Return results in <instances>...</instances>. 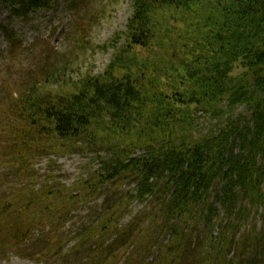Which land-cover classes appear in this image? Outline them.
Returning <instances> with one entry per match:
<instances>
[{
    "label": "trees",
    "instance_id": "16d2710c",
    "mask_svg": "<svg viewBox=\"0 0 264 264\" xmlns=\"http://www.w3.org/2000/svg\"><path fill=\"white\" fill-rule=\"evenodd\" d=\"M47 1L3 3L26 15ZM130 3L101 74L60 81L49 62L0 101V259L117 264L125 250L121 264H264V0ZM242 105L246 118L229 113ZM199 112L226 118L196 135ZM69 151L100 169L40 180L36 165ZM99 196L95 220L66 229ZM132 199L148 210L130 212ZM251 207L260 224L240 230Z\"/></svg>",
    "mask_w": 264,
    "mask_h": 264
},
{
    "label": "rangeland",
    "instance_id": "374dc122",
    "mask_svg": "<svg viewBox=\"0 0 264 264\" xmlns=\"http://www.w3.org/2000/svg\"><path fill=\"white\" fill-rule=\"evenodd\" d=\"M130 15V0H48L44 8L26 15L14 14L3 0H0V101L3 102L6 96H15L17 90L27 84L28 76L34 80L40 78L39 72L45 76L46 69L54 67L49 66V62L57 67L60 81L77 80L86 73L101 74L113 53V49H103L102 45L125 30ZM3 28L13 35V43L8 42ZM229 113L234 117L247 116L244 105ZM225 118L226 115L215 117L199 112L192 127L193 132L196 135L217 132ZM105 155V150L98 154L101 158ZM50 158L54 159L53 156ZM101 158L89 151H69L59 156L57 164H52L48 158H44L36 167L41 176L40 180L53 171L60 182L70 186L78 178L99 170ZM262 187L264 188V184ZM127 188L126 184L121 185L118 192H125ZM102 202L103 196H99L91 204L78 205L71 220L76 224L73 226L72 222L71 225L68 223L66 229H72L82 222L89 224L94 221L96 216L93 210L101 209ZM129 208L130 212L137 213L148 210L149 207L147 202L141 203L132 199ZM250 209L253 213L250 219H246L248 221L243 220L240 230L254 221L257 225L260 224L261 218L253 207ZM129 219L128 213L121 222H127ZM217 230L215 225L214 232ZM71 245L68 244V247ZM125 254V250L120 253L121 260L117 264H121ZM0 264L44 263L12 255L1 258Z\"/></svg>",
    "mask_w": 264,
    "mask_h": 264
}]
</instances>
